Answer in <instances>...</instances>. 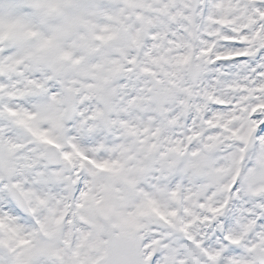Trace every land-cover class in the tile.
I'll list each match as a JSON object with an SVG mask.
<instances>
[{
    "label": "snow or ice",
    "instance_id": "6c2138e0",
    "mask_svg": "<svg viewBox=\"0 0 264 264\" xmlns=\"http://www.w3.org/2000/svg\"><path fill=\"white\" fill-rule=\"evenodd\" d=\"M0 264H264V0H0Z\"/></svg>",
    "mask_w": 264,
    "mask_h": 264
}]
</instances>
